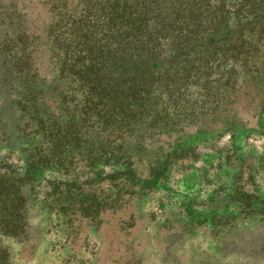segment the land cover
<instances>
[{"label":"rangeland","instance_id":"374dc122","mask_svg":"<svg viewBox=\"0 0 264 264\" xmlns=\"http://www.w3.org/2000/svg\"><path fill=\"white\" fill-rule=\"evenodd\" d=\"M84 3L2 11L27 26L38 76L0 91V180L23 208L18 235L0 218V264H264L249 255L264 245V38L233 91L159 100L130 134L86 119L48 37Z\"/></svg>","mask_w":264,"mask_h":264},{"label":"trees","instance_id":"16d2710c","mask_svg":"<svg viewBox=\"0 0 264 264\" xmlns=\"http://www.w3.org/2000/svg\"><path fill=\"white\" fill-rule=\"evenodd\" d=\"M17 2L0 0V91L6 92L38 76L27 26L15 12L2 14ZM83 7L48 37L67 55L62 74L83 92L86 119L130 134L159 100H182L214 83L233 91L239 67L252 65L264 38V0H85ZM12 189L11 181L0 180V218L13 232L23 208L10 204ZM249 255L263 259L264 245Z\"/></svg>","mask_w":264,"mask_h":264}]
</instances>
